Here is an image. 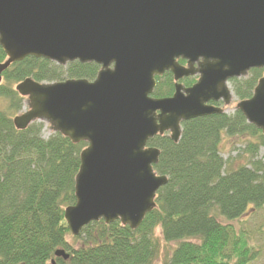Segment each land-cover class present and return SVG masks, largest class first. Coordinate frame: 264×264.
I'll return each instance as SVG.
<instances>
[{"label": "water", "instance_id": "obj_1", "mask_svg": "<svg viewBox=\"0 0 264 264\" xmlns=\"http://www.w3.org/2000/svg\"><path fill=\"white\" fill-rule=\"evenodd\" d=\"M0 47V85L30 57L100 67L94 81L18 83L28 110L12 121L18 131L42 122L87 144L76 203L64 212L73 236L100 221L137 230L169 181L154 171L161 151L149 142L168 135L179 143L183 123L222 114L212 102L230 105L231 80L264 71V0H0ZM168 72L174 95L153 97ZM194 76L190 88L178 83ZM236 110L264 135V73ZM55 256L69 259L65 250Z\"/></svg>", "mask_w": 264, "mask_h": 264}, {"label": "trees", "instance_id": "obj_2", "mask_svg": "<svg viewBox=\"0 0 264 264\" xmlns=\"http://www.w3.org/2000/svg\"><path fill=\"white\" fill-rule=\"evenodd\" d=\"M6 59L0 47V62ZM99 70L96 64L63 67L30 57L3 74L0 99L7 101V109L0 110V264H156L161 248L157 230L163 242L177 245L164 264L255 261L259 252L250 244L251 237L232 223L264 209V154L257 158L264 135L240 111L183 123L177 144L168 135L149 142L161 151L154 171L169 181L158 192L157 208L137 230L119 221H100L78 236L70 233L64 212L76 203L75 179L87 144H73L58 133L45 139L46 125L40 122L18 131L12 119L25 99L14 87L27 78L40 83L94 81ZM250 75L231 81L239 101L252 98L263 71ZM156 80L153 97H170L173 75ZM193 82L187 79L186 85ZM224 137L246 143L241 151L245 163L233 167V158L224 159ZM58 250H65L69 259L56 257Z\"/></svg>", "mask_w": 264, "mask_h": 264}, {"label": "rangeland", "instance_id": "obj_3", "mask_svg": "<svg viewBox=\"0 0 264 264\" xmlns=\"http://www.w3.org/2000/svg\"><path fill=\"white\" fill-rule=\"evenodd\" d=\"M230 88L233 91L231 83H230ZM238 101L239 99L234 95L233 102L231 106L228 107L226 115H233L235 113L236 111L235 108ZM6 109H7V101L0 99V110H6ZM27 110H28L27 105L24 103L23 109L15 116L19 114H23ZM51 134L52 132L50 130V127L46 124V128L43 131V137L45 139H48L51 136ZM245 145L246 143L245 144L241 143L239 139L224 137L221 146L222 156L224 157L225 160H231L233 158L234 161H232L230 164L233 167H237L238 165L246 162L244 159H242L243 157H245L244 154H241V151L245 149ZM263 154H264V148L259 150V156L257 158L261 159ZM232 225L235 227L237 231L240 230L247 233L251 237L250 244L254 248L256 247L257 251L259 252L257 259L253 261L251 264H264V209L258 210L257 212L251 211L248 214H246L241 220L233 222ZM155 235L160 240L161 243L160 256L157 259L156 264H164V262L168 259L169 253H171L177 247V245L166 244L165 242H163L159 230L156 231Z\"/></svg>", "mask_w": 264, "mask_h": 264}, {"label": "flooded vegetation", "instance_id": "obj_4", "mask_svg": "<svg viewBox=\"0 0 264 264\" xmlns=\"http://www.w3.org/2000/svg\"><path fill=\"white\" fill-rule=\"evenodd\" d=\"M184 63L185 64H182V65L183 66H186V62H184ZM190 78L193 79L194 82L191 85H186V80L187 79H190ZM197 80H198V77H187V78H183L178 83L181 84V85H183L185 88H190L194 84H196ZM176 84H177V82L174 81V89H175V85ZM174 92H175V90H174ZM174 92H173V94L170 97H172L174 95ZM211 104L214 105V106H216V107L221 108L222 111H223V114H227V109H228L229 106H231V105H226L223 101H219L217 103L216 102H212Z\"/></svg>", "mask_w": 264, "mask_h": 264}]
</instances>
